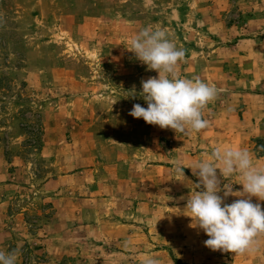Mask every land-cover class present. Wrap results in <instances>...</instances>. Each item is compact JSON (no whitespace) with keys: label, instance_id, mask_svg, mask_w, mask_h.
<instances>
[{"label":"rangeland","instance_id":"obj_1","mask_svg":"<svg viewBox=\"0 0 264 264\" xmlns=\"http://www.w3.org/2000/svg\"><path fill=\"white\" fill-rule=\"evenodd\" d=\"M261 18L264 0H0V251L15 250L17 264H264V234L245 253L204 246L178 210L188 187L172 171L182 159L197 183L186 167L216 146L264 166V138L246 135L238 101L264 92L256 60L230 49L264 35ZM149 25L184 50L181 77L217 87L205 129L128 115L147 106L141 81L157 75L127 51ZM217 175L241 190L237 175Z\"/></svg>","mask_w":264,"mask_h":264},{"label":"clouds","instance_id":"obj_2","mask_svg":"<svg viewBox=\"0 0 264 264\" xmlns=\"http://www.w3.org/2000/svg\"><path fill=\"white\" fill-rule=\"evenodd\" d=\"M129 52L155 77L141 81L139 97L146 107L134 104L128 113L134 119H142L147 125L169 129L175 133L199 132L208 126L204 109L218 95L216 86L199 77L184 78L177 71L178 62L185 52L178 48L174 38L163 28L144 26L127 37ZM129 97L137 95L135 88ZM182 159L174 161L172 171L180 176V182L188 187L184 208L179 212L192 221L190 227L198 228L208 237L204 246L210 250L245 253L252 250L256 237L264 234V166L258 165L253 154L240 146H216L188 167L198 178L193 183L184 176ZM237 175L240 191L233 186L221 187V180ZM223 192V197L219 193ZM234 196L232 203L224 198ZM15 250L0 251V264H17ZM141 264H159L152 256H145Z\"/></svg>","mask_w":264,"mask_h":264},{"label":"crops","instance_id":"obj_3","mask_svg":"<svg viewBox=\"0 0 264 264\" xmlns=\"http://www.w3.org/2000/svg\"><path fill=\"white\" fill-rule=\"evenodd\" d=\"M259 21L263 23L264 19L262 20L261 18ZM230 49H233L232 52H239L243 49L245 50L243 56L255 57L256 61L252 63V70L254 73H258V78L260 77L259 83L262 84L264 90V35L260 37L254 35L253 37L241 39L237 41L234 48ZM238 101L244 105L240 116L242 125H244L245 129H249L246 135L264 138V92L257 95L248 94L245 97H241L240 100L238 99ZM48 185L57 186V183L55 180H50L47 182ZM1 187L6 188V185L3 184Z\"/></svg>","mask_w":264,"mask_h":264}]
</instances>
